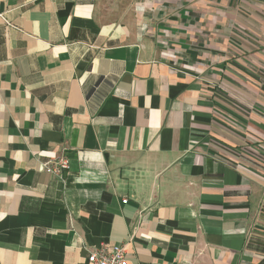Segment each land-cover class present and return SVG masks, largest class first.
<instances>
[{
  "label": "crops",
  "instance_id": "obj_1",
  "mask_svg": "<svg viewBox=\"0 0 264 264\" xmlns=\"http://www.w3.org/2000/svg\"><path fill=\"white\" fill-rule=\"evenodd\" d=\"M0 14V264H264V0Z\"/></svg>",
  "mask_w": 264,
  "mask_h": 264
},
{
  "label": "built area",
  "instance_id": "obj_2",
  "mask_svg": "<svg viewBox=\"0 0 264 264\" xmlns=\"http://www.w3.org/2000/svg\"><path fill=\"white\" fill-rule=\"evenodd\" d=\"M0 18L4 19V15L0 14ZM5 23L7 21L3 20ZM43 168L51 175L60 177L61 172L67 170L69 161L64 156H55L51 159L42 161ZM122 202H126L123 199ZM125 243H116L110 246L101 243L98 247H95L89 251L87 257L89 264H126V250Z\"/></svg>",
  "mask_w": 264,
  "mask_h": 264
},
{
  "label": "rangeland",
  "instance_id": "obj_3",
  "mask_svg": "<svg viewBox=\"0 0 264 264\" xmlns=\"http://www.w3.org/2000/svg\"><path fill=\"white\" fill-rule=\"evenodd\" d=\"M112 12H114V11H112ZM117 12H124V11H117Z\"/></svg>",
  "mask_w": 264,
  "mask_h": 264
}]
</instances>
